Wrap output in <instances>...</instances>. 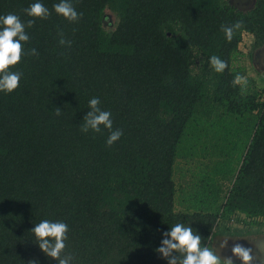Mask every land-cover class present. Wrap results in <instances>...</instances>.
<instances>
[{
    "label": "trees",
    "instance_id": "trees-1",
    "mask_svg": "<svg viewBox=\"0 0 264 264\" xmlns=\"http://www.w3.org/2000/svg\"><path fill=\"white\" fill-rule=\"evenodd\" d=\"M33 2L0 0V15L34 19L25 54L10 68L22 73L19 86L0 92V264H58L30 232L45 219L68 225L61 255L71 254V264H166L155 249L178 222L202 245L233 214L264 227V103L232 84L231 69L243 34L253 50L264 46V0L247 11L229 0H72L82 13L74 23L54 12L58 0H40L47 19L27 17ZM106 10L118 20L111 32ZM236 21L242 27L229 41L221 25ZM61 32L70 48L58 44ZM212 55L227 62L224 72L211 68ZM212 95L230 113H258L217 133L216 146L228 131L230 148L204 166L190 209L176 212L178 152ZM93 97L123 132L110 147L103 126L80 131ZM217 179L231 181L225 199Z\"/></svg>",
    "mask_w": 264,
    "mask_h": 264
},
{
    "label": "rangeland",
    "instance_id": "rangeland-1",
    "mask_svg": "<svg viewBox=\"0 0 264 264\" xmlns=\"http://www.w3.org/2000/svg\"><path fill=\"white\" fill-rule=\"evenodd\" d=\"M255 0H229L238 10L247 11L254 4ZM118 20L113 12L105 11L103 27L106 31L115 30ZM253 38L250 34H243L237 53L231 62V69L237 70L238 74L246 77L247 86L243 90L246 97H252L253 103H264V46L260 49L253 50ZM212 95L200 103L195 116L186 128L183 144L178 152V158L174 167L173 180L176 187V195L174 200L175 210L188 211L195 199L189 196L197 190L201 181L202 174L209 169L204 166H211L212 163L220 162L224 157V152L230 148L231 136L227 134L232 131L231 125H246V121L252 122L251 117H255L258 111L230 113L226 109L223 102L216 100ZM249 103L250 100L247 99ZM240 121V122H239ZM244 121V123H243ZM228 126L229 130L225 131L227 138L221 141L219 139L216 146L215 140L219 131H223ZM227 139V140H226ZM238 147V146H237ZM236 149L235 146H233ZM233 152L232 155H237ZM237 166V165H236ZM239 167V166H238ZM206 169V170H205ZM221 184L222 198L231 186L230 180H223ZM225 199V198H224ZM223 203V199L219 205ZM245 217L240 214H233L226 220H219L209 237L206 246L222 254L223 257L229 256L231 253L238 260V264H246L238 254L231 252L234 243H240L248 250L250 259L254 264H260L262 254L264 252V227L262 223L257 225L245 224ZM253 241H258L252 243ZM227 242L226 246L217 247ZM260 243V244H259ZM259 244V247H254ZM251 264V263H247Z\"/></svg>",
    "mask_w": 264,
    "mask_h": 264
},
{
    "label": "clouds",
    "instance_id": "clouds-1",
    "mask_svg": "<svg viewBox=\"0 0 264 264\" xmlns=\"http://www.w3.org/2000/svg\"><path fill=\"white\" fill-rule=\"evenodd\" d=\"M54 12L69 21L70 23L78 22L82 13L77 12L72 0H58L53 5ZM24 14L31 18L47 19L51 12L44 6L40 0H35L27 8L23 9ZM34 19H29L26 23L22 21L20 16L14 13L0 15V92H12L18 86L22 73L11 71V66L17 65L23 55L24 45L22 42L29 40V35L26 32V27H32ZM242 27L241 21H236L232 24L221 25L227 40H231L234 32ZM60 39L58 44L61 46L71 47L72 42L63 37V33L58 34ZM31 55H36V49H31ZM208 63L211 68L222 73L228 67L227 62L216 55L208 58ZM234 86L239 85L243 91L247 86V79L244 76L237 74L232 80ZM100 100L93 97L89 100L87 112L80 125L81 133L101 132V126L104 129L110 130L107 138V146H111L118 141L123 135L121 129L113 130V121L111 112L102 110ZM55 115H62L59 108L55 110ZM30 232L36 238L39 250L47 257L58 261V264H71L73 257L71 254L62 256L66 248L65 241L67 240L68 225L62 221L41 220L35 224ZM202 237L194 231L192 227L185 226L182 223H176L169 230L161 233V241L155 249L159 258L166 261V264H221V255L210 249L206 245H202ZM227 242L217 247L226 246ZM231 252L238 254L244 261L250 259L248 250L240 243L232 245ZM29 264H36L35 261H30ZM223 264H238V260L231 253L227 257H223Z\"/></svg>",
    "mask_w": 264,
    "mask_h": 264
},
{
    "label": "flooded vegetation",
    "instance_id": "flooded-vegetation-1",
    "mask_svg": "<svg viewBox=\"0 0 264 264\" xmlns=\"http://www.w3.org/2000/svg\"><path fill=\"white\" fill-rule=\"evenodd\" d=\"M255 242H258V241H253L252 243H255ZM259 244H260V243H259ZM259 244L256 245L254 248L257 249V248L259 247ZM246 262H247V263L254 264L252 261H246ZM247 263H246V264H247ZM260 264H264V252H263V254H262V259H261Z\"/></svg>",
    "mask_w": 264,
    "mask_h": 264
}]
</instances>
